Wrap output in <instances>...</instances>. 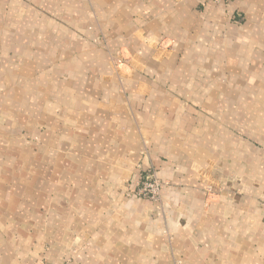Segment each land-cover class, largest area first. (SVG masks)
<instances>
[{
    "label": "crops",
    "instance_id": "0c3cea01",
    "mask_svg": "<svg viewBox=\"0 0 264 264\" xmlns=\"http://www.w3.org/2000/svg\"><path fill=\"white\" fill-rule=\"evenodd\" d=\"M0 264H264V0H0Z\"/></svg>",
    "mask_w": 264,
    "mask_h": 264
},
{
    "label": "built area",
    "instance_id": "2783aa9c",
    "mask_svg": "<svg viewBox=\"0 0 264 264\" xmlns=\"http://www.w3.org/2000/svg\"><path fill=\"white\" fill-rule=\"evenodd\" d=\"M213 3H227L229 0H208ZM163 181L159 180L154 172H147L144 176L135 183V187L129 191V195H135L143 200L149 202H157L160 200L161 190L163 188Z\"/></svg>",
    "mask_w": 264,
    "mask_h": 264
},
{
    "label": "rangeland",
    "instance_id": "374dc122",
    "mask_svg": "<svg viewBox=\"0 0 264 264\" xmlns=\"http://www.w3.org/2000/svg\"><path fill=\"white\" fill-rule=\"evenodd\" d=\"M154 175L156 176L155 172H154ZM159 180H160V179H159ZM163 183H164L163 187L166 186V182L163 181ZM134 187H135V184H134L133 188H134ZM133 188H132V189H133ZM130 190H131V188H128V189L126 190V196H133V197H135V195H132V194L129 195V191H130ZM136 198H138V197H136Z\"/></svg>",
    "mask_w": 264,
    "mask_h": 264
}]
</instances>
